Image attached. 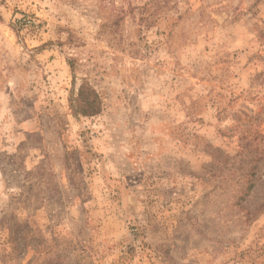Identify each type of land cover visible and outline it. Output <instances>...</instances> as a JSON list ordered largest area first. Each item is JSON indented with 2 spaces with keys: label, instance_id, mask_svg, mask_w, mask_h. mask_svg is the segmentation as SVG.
Returning <instances> with one entry per match:
<instances>
[{
  "label": "rangeland",
  "instance_id": "obj_1",
  "mask_svg": "<svg viewBox=\"0 0 264 264\" xmlns=\"http://www.w3.org/2000/svg\"><path fill=\"white\" fill-rule=\"evenodd\" d=\"M0 264H264V0H0Z\"/></svg>",
  "mask_w": 264,
  "mask_h": 264
},
{
  "label": "trees",
  "instance_id": "obj_2",
  "mask_svg": "<svg viewBox=\"0 0 264 264\" xmlns=\"http://www.w3.org/2000/svg\"><path fill=\"white\" fill-rule=\"evenodd\" d=\"M71 108L75 116H94L100 111L98 96L94 90L82 86L77 96L73 98Z\"/></svg>",
  "mask_w": 264,
  "mask_h": 264
}]
</instances>
